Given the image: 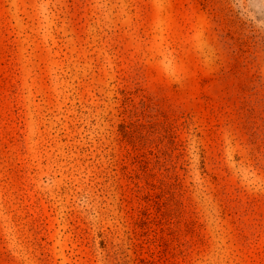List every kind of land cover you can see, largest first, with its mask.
Instances as JSON below:
<instances>
[{
	"label": "rangeland",
	"instance_id": "rangeland-1",
	"mask_svg": "<svg viewBox=\"0 0 264 264\" xmlns=\"http://www.w3.org/2000/svg\"><path fill=\"white\" fill-rule=\"evenodd\" d=\"M0 264H264V0H0Z\"/></svg>",
	"mask_w": 264,
	"mask_h": 264
}]
</instances>
